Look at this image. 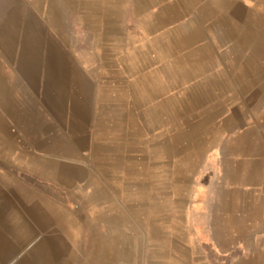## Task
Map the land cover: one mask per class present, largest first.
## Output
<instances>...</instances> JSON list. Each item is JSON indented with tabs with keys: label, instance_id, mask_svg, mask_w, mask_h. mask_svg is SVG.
I'll return each mask as SVG.
<instances>
[{
	"label": "rangeland",
	"instance_id": "rangeland-1",
	"mask_svg": "<svg viewBox=\"0 0 264 264\" xmlns=\"http://www.w3.org/2000/svg\"><path fill=\"white\" fill-rule=\"evenodd\" d=\"M91 7L0 0V264H157L211 167L214 116L247 117L248 99L264 114V38L210 11L120 29ZM86 97L104 143L91 174L62 162L65 141H20L1 124L20 104L70 126L67 107Z\"/></svg>",
	"mask_w": 264,
	"mask_h": 264
},
{
	"label": "crops",
	"instance_id": "crops-1",
	"mask_svg": "<svg viewBox=\"0 0 264 264\" xmlns=\"http://www.w3.org/2000/svg\"><path fill=\"white\" fill-rule=\"evenodd\" d=\"M86 3L93 6L91 11L99 14V20L107 22L109 17L111 22L110 12H114V25L120 29L129 25L128 19L139 20L164 9L184 16L194 12L196 17L198 12L210 11L227 20L232 28H247L255 44L264 38V0H86ZM73 101L64 113L70 126L68 123L63 126L52 117L47 121L43 105L37 107L32 118L24 107L19 109V104L16 113L2 121L4 132L6 126L17 140H41L45 141L43 146H55L58 139L65 141L73 157L63 158L62 162L74 170H81L86 164V175L91 174V157L96 147L104 146L102 140L97 141V105L87 97L86 101L81 98ZM253 107L248 99L247 117L214 116L212 132L202 135V154H206L211 167L196 182L195 196L191 200L184 198L186 203L180 215L182 232L173 233L177 236L174 245L163 251L157 264H264V114L254 112Z\"/></svg>",
	"mask_w": 264,
	"mask_h": 264
}]
</instances>
